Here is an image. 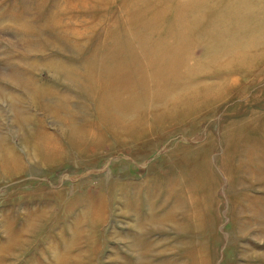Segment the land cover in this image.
<instances>
[{"label":"rangeland","instance_id":"374dc122","mask_svg":"<svg viewBox=\"0 0 264 264\" xmlns=\"http://www.w3.org/2000/svg\"><path fill=\"white\" fill-rule=\"evenodd\" d=\"M191 1L0 0V264H264V0H202L182 14L180 47L196 45L180 97L199 88L194 104L167 96L170 108L141 107L112 129L86 89L117 17L156 42ZM251 34L263 41L248 54L222 52ZM184 193L185 227L156 218L140 230L150 204L168 220Z\"/></svg>","mask_w":264,"mask_h":264},{"label":"bare ground","instance_id":"6f19581e","mask_svg":"<svg viewBox=\"0 0 264 264\" xmlns=\"http://www.w3.org/2000/svg\"><path fill=\"white\" fill-rule=\"evenodd\" d=\"M201 1L202 0H192L185 7L180 4L178 6V11L176 10V12L180 14L179 22L175 23L173 32H169V34L160 37V40L156 42L155 40H152L153 42L150 41L149 43L144 42L142 40L143 35L145 37L147 35L141 33L137 27H131L129 19L126 17V15H122L115 19L116 24L114 27L119 29L117 32L118 34H113V40L109 39L105 46L103 43L104 41L102 42L103 49H106L105 51H94V53L90 56L92 59L90 62L88 61L89 63L87 68L89 75L87 74L88 87L86 88L87 92L92 94V96L96 99L97 112L99 113V116L102 120L108 123L110 128L116 129L118 127H124L125 124L123 121L127 120L130 115V117L137 115V110L142 109L143 107H150L149 105L158 104L156 107L163 106L162 108H165V106L168 104H163V102L167 96H172V100L180 98L179 100L181 101L176 102L175 105L179 103L182 104L185 101L187 103L194 104L195 100L193 101L191 99L194 95H200L199 88H195V90L192 92L183 94L182 97H180L181 92L185 91V87H183L185 82L183 81L188 79L187 78L184 80L180 74L182 71H190L188 69L189 60H193L194 58L192 57L193 54H191V50L196 45V43L190 42V45L187 47V49L184 48L185 50H183L180 47V45L183 44V41L186 42L185 36H183L182 32H185L190 25L185 23V20L182 18V14L184 15L187 13V11L192 7L195 10L196 7L200 5ZM230 15L232 17L236 16V9L232 8ZM211 27L212 26L209 28L210 30ZM235 28H243V24L239 23V19H237ZM215 30L221 32L224 30V27H216ZM189 32L188 35H190ZM255 36L256 35L251 34V37H247L245 40H243V46L241 45L242 47L228 43L226 46H224L225 49L223 48L224 50L222 52L227 54L233 53L235 59H238L239 56L241 57L245 54H248L246 53L249 46L247 44L253 43L254 45V43H257L258 46V43L263 41V36ZM174 41L179 45L175 49L174 47L172 48V46H170V44ZM219 43L220 42H218V44ZM119 48H121L120 56H108L110 52ZM231 48H233V50H230ZM185 52L187 56H183L186 55ZM220 55L221 53H219L218 56ZM110 64L117 65L119 69L116 73L113 74L111 72L110 69L112 66ZM124 65H126V67H124ZM141 94V98L136 97ZM168 106L170 108V105ZM145 114L146 113H144L142 116H139V118L136 120L140 121ZM143 119H145V117ZM140 122H138V124ZM68 124L70 125V122H68ZM138 124L136 125L138 126ZM71 132L72 137H74V140H76L77 144L80 147L81 145H84L83 140L86 139V136H80L77 139L76 134H78V130L76 129V126H73ZM91 132L93 131L91 130ZM91 132L86 130L85 135L88 136ZM44 139H48V137L45 135ZM40 143L43 149L44 144H42V140ZM51 145L52 143L46 140L45 148H50ZM184 203L192 205V196L184 193V195L181 194V196H179L178 194L172 198L171 207H169L166 212L168 215V220H162L161 218L163 217L154 216V203L150 204L147 210V217H145L147 222H145V224L139 225L138 227L140 230H142V228L148 224L155 226L157 224H161V222L163 223L164 221L174 224L173 228H178L177 224L179 225V228L185 227L184 224L181 225L180 223H177L176 219L178 214L183 213L184 209L180 208V206L184 205ZM160 204L162 205L163 201ZM156 218H158L161 222H153ZM134 220L135 223L133 226L135 227H137L138 224L143 223V218L141 219L139 214H137V216L135 214ZM151 231L152 230L148 231L147 235H150ZM129 243L130 247L144 246V244H141V241H137L136 239L129 241ZM156 244L157 243L154 245ZM148 245L151 246L150 244Z\"/></svg>","mask_w":264,"mask_h":264}]
</instances>
